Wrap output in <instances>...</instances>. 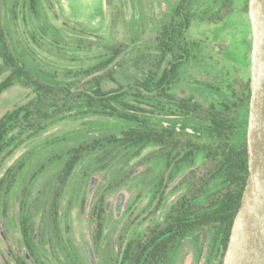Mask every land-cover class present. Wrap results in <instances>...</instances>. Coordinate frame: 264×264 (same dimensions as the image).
Returning a JSON list of instances; mask_svg holds the SVG:
<instances>
[{
    "label": "trees",
    "instance_id": "16d2710c",
    "mask_svg": "<svg viewBox=\"0 0 264 264\" xmlns=\"http://www.w3.org/2000/svg\"><path fill=\"white\" fill-rule=\"evenodd\" d=\"M108 4L112 39L67 37L46 19L51 62L46 70L37 65L34 73L15 53L10 36L20 20H41L40 0H0V95L16 85L28 90L25 101L0 116V170L27 140L63 120L81 122L23 154L0 176V215L7 220L16 212L29 258L9 248L4 264H47L56 255L80 264L69 238V208L78 201L84 208L83 186L92 172L119 169L125 175L92 201L89 232L98 251L105 195L128 179L124 167L143 160L145 150L157 168L151 198L165 208L157 222L124 241L111 264H171L186 239L199 257L205 255V264H223L248 179L250 22L240 25L239 48L234 38L221 47L233 66L231 78L214 67L217 79L198 90L199 99L179 96L176 89L187 69L207 63L206 40L190 39V29L211 26L216 37L219 27L248 15V0H173L148 36L143 17L127 20L114 0ZM171 184L177 196L167 205Z\"/></svg>",
    "mask_w": 264,
    "mask_h": 264
},
{
    "label": "rangeland",
    "instance_id": "374dc122",
    "mask_svg": "<svg viewBox=\"0 0 264 264\" xmlns=\"http://www.w3.org/2000/svg\"><path fill=\"white\" fill-rule=\"evenodd\" d=\"M11 0H6L7 4ZM40 0V19H35L32 15L27 17L24 25L21 20L11 34V40L15 53L25 66L32 72H36L37 65H41L46 70L51 58L46 51L47 41L52 38L46 36V19L67 37L86 38L96 40L99 38L112 39V11L108 0ZM173 0H114L117 5L124 10L125 17L130 20L132 16L143 17L146 22L144 32L146 36L151 35L152 28L161 18V12L165 6ZM146 18V19H145ZM236 20V25L234 24ZM229 28L221 30L218 28L216 37L211 26L196 25L190 29V39H205V60L201 68L191 66L185 73L186 81H183L176 89L179 96L195 94L199 99L198 90L204 89V84L214 81L215 70L221 76L233 75V66L221 55L222 46L230 43L234 38L235 46L240 47L239 41L240 25L248 22V15H244L239 22L235 18ZM149 22V23H148ZM45 29L44 33L39 31ZM16 34V35H15ZM34 34L35 39L30 37ZM30 35V36H29ZM62 36V35H60ZM120 34H118V37ZM63 37V36H62ZM60 42V37L58 38ZM43 44L41 48L39 45ZM38 47H37V46ZM24 55V56H23ZM66 57V56H64ZM68 57V56H67ZM54 60V59H53ZM61 59H59L60 61ZM86 60V59H85ZM83 58V61H85ZM61 64L65 65L63 62ZM67 63V61H66ZM198 67V68H197ZM213 67V68H212ZM214 67L216 69L214 70ZM200 70V71H199ZM196 72H199V74ZM207 72V74H205ZM218 73V74H219ZM195 75V82L188 80ZM0 76V81L3 79ZM28 97V90L16 85L0 95V116L7 110L22 103ZM201 99V98H200ZM81 122L74 120H63L53 125L51 128L27 140L11 157L5 160L0 170V176L9 168L20 156L32 149L38 148L46 140L60 136L65 133L80 128ZM150 150H145L141 154L144 158L138 164L124 167L127 180L110 190L105 195V231L102 246L98 251L93 248L92 239L89 232V216L92 208V201L107 185L121 179V170L111 171L97 170L92 172L83 186L85 193V206L80 208L79 201L74 203L67 214V225L69 238L74 247L80 264H111L116 258L118 249L124 241L136 234H141L146 226L157 222L163 208H157L156 200H152L150 189L154 186L157 176V168L153 161L145 159ZM36 161L32 158V163ZM85 163H83L84 166ZM134 169H132V168ZM127 169V170H126ZM79 173L81 169H78ZM130 172V174H129ZM171 184L167 190L165 203L170 204L177 196L176 192H171ZM64 205V204H63ZM16 212L13 211L9 218L3 219L0 215V261L4 264L7 259L6 252L11 248L16 255L29 259L23 246L20 233L18 231ZM205 252V247L203 248ZM49 254V253H48ZM55 259H49L47 264H66L63 257L56 255ZM206 257H200L191 239H186L178 252L175 254L171 264H205ZM46 263V262H45ZM31 264H33L31 262Z\"/></svg>",
    "mask_w": 264,
    "mask_h": 264
},
{
    "label": "water",
    "instance_id": "95a60500",
    "mask_svg": "<svg viewBox=\"0 0 264 264\" xmlns=\"http://www.w3.org/2000/svg\"><path fill=\"white\" fill-rule=\"evenodd\" d=\"M251 25L248 179L223 264H264V0H248Z\"/></svg>",
    "mask_w": 264,
    "mask_h": 264
}]
</instances>
